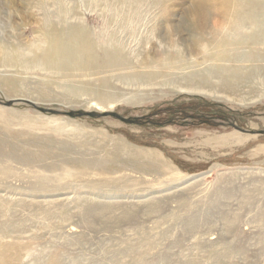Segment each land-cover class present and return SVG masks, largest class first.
Wrapping results in <instances>:
<instances>
[{
  "label": "rangeland",
  "instance_id": "obj_1",
  "mask_svg": "<svg viewBox=\"0 0 264 264\" xmlns=\"http://www.w3.org/2000/svg\"><path fill=\"white\" fill-rule=\"evenodd\" d=\"M68 1L134 66L176 52L189 64L181 77L147 82L120 71L15 68L0 50V140L15 154L0 158V169L11 170L0 171V222L12 226L21 214L24 225L20 239L7 234L0 243L11 245L5 264H47L55 252L62 264H264V102L246 107L175 90L190 70L208 75L201 54L232 14L221 0L119 14L104 2ZM33 11L35 0H0V47L36 39L42 22ZM3 79L16 80L15 98ZM256 86L258 94L243 86L239 99L264 96ZM77 111L152 123L63 114Z\"/></svg>",
  "mask_w": 264,
  "mask_h": 264
},
{
  "label": "bare ground",
  "instance_id": "obj_2",
  "mask_svg": "<svg viewBox=\"0 0 264 264\" xmlns=\"http://www.w3.org/2000/svg\"><path fill=\"white\" fill-rule=\"evenodd\" d=\"M96 1L106 3L115 14L121 13V8L124 6L129 7L133 12H138L142 7L154 4L162 10L167 2V0ZM221 2L224 11L227 13L228 10L232 14V20L226 30L212 37V43L209 46L211 48H206L201 54L203 63L207 65L206 71L203 72H207L208 75L194 73L193 70H190V73L182 78L183 83L179 84L180 86L175 90L185 91L184 93L205 94L211 98L227 100L246 107L258 102L262 103L264 96H253L249 99H239V96L243 86L248 85V93L257 94L260 89L256 84L262 85L264 88V0H221ZM112 3L115 4V8ZM35 8L36 11L33 12L42 22L38 31L40 34L23 48H21V44L8 49L2 45L0 50L3 63L16 65L15 68L21 66L20 69L25 68V70L81 72L97 69L107 70L104 73L120 71L126 72L123 74L126 78L141 77L147 82L156 80L165 82L175 79L177 76L181 77L184 66L189 64L188 60H184V57L176 52L167 55V57L164 54H159L151 60L138 62L134 66L136 61L124 54V50L111 39L112 36L103 42L100 41L103 39L100 34L90 32L84 17L75 8L69 7L68 0H35ZM246 63H249L250 66L246 67ZM204 64L202 65L204 66ZM214 77L218 78V82L212 81ZM2 81L8 83L11 90L7 97L15 98L16 93H19V85L16 80L3 79ZM102 95V99L106 98L105 101H107L108 97L105 94ZM141 101L143 100H136L135 103ZM0 110L2 111V109ZM6 149H8L7 144L0 140V158L3 161L15 157L14 148L7 152ZM115 159L118 160V157L115 156ZM134 159L136 160L137 157ZM150 168H155V166L150 164ZM0 171L2 176L11 172L8 166H4ZM103 207L111 208L112 205ZM95 209L100 212L103 208L96 207ZM17 216L18 223H14L15 221L12 220V226L7 224L6 227L0 222V243L5 240L7 234L12 237V233H15V237L19 239L20 235L24 234L22 215L17 214ZM128 217L129 214H126V218ZM226 220L230 232L233 233L234 222ZM146 241L148 240L146 239ZM10 246V244H6L3 248L0 244V264H5L6 253L9 252ZM23 249L26 250V253L30 252L29 247ZM8 256L11 255L8 254ZM14 258L16 259V257ZM47 264H62L59 254L55 252Z\"/></svg>",
  "mask_w": 264,
  "mask_h": 264
},
{
  "label": "water",
  "instance_id": "obj_3",
  "mask_svg": "<svg viewBox=\"0 0 264 264\" xmlns=\"http://www.w3.org/2000/svg\"><path fill=\"white\" fill-rule=\"evenodd\" d=\"M7 105H10L9 103ZM39 110L41 112H45V113H52V114H59L61 112L59 111H54V110H50V109H43V108H39ZM63 114H66L68 116L71 117H94V118H101V117H112L115 119L120 120L123 123L126 124H140L142 120H145L147 117H141V118H125L122 117L121 115H119L118 113L115 112H106L104 114H98V113H94V112H81V111H77V112H65ZM232 127H234L237 130H240L242 132L245 133H249L246 130H242L241 128H238L237 126H235L234 124L231 125Z\"/></svg>",
  "mask_w": 264,
  "mask_h": 264
},
{
  "label": "flooded vegetation",
  "instance_id": "obj_4",
  "mask_svg": "<svg viewBox=\"0 0 264 264\" xmlns=\"http://www.w3.org/2000/svg\"><path fill=\"white\" fill-rule=\"evenodd\" d=\"M147 118L145 119V120H142L141 121V123L140 124H149V123H152L151 121H149L151 118H152V116H146ZM154 117V116H153ZM201 121L203 120V119H200ZM209 121V120H208ZM208 121L207 120H205L202 124H207L208 123ZM211 121V120H210ZM195 122H197V120H195ZM194 122V123H195ZM159 125V124H158ZM192 125H195V124H192Z\"/></svg>",
  "mask_w": 264,
  "mask_h": 264
}]
</instances>
